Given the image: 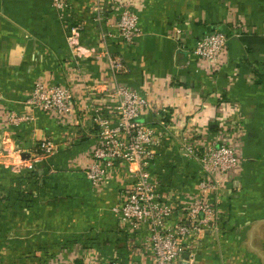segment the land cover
Wrapping results in <instances>:
<instances>
[{"label":"crops","instance_id":"0c3cea01","mask_svg":"<svg viewBox=\"0 0 264 264\" xmlns=\"http://www.w3.org/2000/svg\"><path fill=\"white\" fill-rule=\"evenodd\" d=\"M68 1L59 13L52 0H0V264H45L63 246H81L101 264L141 261L127 250L113 212L127 166L102 191L85 178L86 154L97 137L89 117L72 128L73 145L39 110L34 122L10 127L15 137L2 143L3 122L10 113H25L38 80L72 86L78 104L86 103L88 90L95 96L106 89L112 74L99 54L104 48L128 67L120 84L154 104L143 120L163 133L154 168L172 201L197 194L199 165L182 149L188 130L210 138L219 118L241 119L243 162L222 196L226 221L202 234L193 264H264V0H122L140 17L142 35L131 45L115 27V12L95 20L96 4L111 8L112 0ZM233 24L243 33L230 39L226 66L213 74L199 69L196 41ZM76 25L83 28L79 51L68 43ZM47 138L57 153L26 171L13 151L26 153ZM146 235L143 230L136 237ZM181 264L192 263L186 258Z\"/></svg>","mask_w":264,"mask_h":264},{"label":"built area","instance_id":"2783aa9c","mask_svg":"<svg viewBox=\"0 0 264 264\" xmlns=\"http://www.w3.org/2000/svg\"><path fill=\"white\" fill-rule=\"evenodd\" d=\"M110 3L111 8L99 2L96 4L95 20L103 21L108 11L115 12V27L122 41L134 44L142 35L139 13L128 2L112 0ZM52 5L62 13L70 2L52 0ZM82 30L80 25L72 26L68 37L70 47L77 51L80 50ZM242 33L241 25L233 24L227 31L215 30L201 36L193 47L198 68L209 74L222 70L227 64L230 39ZM99 54L107 59L112 74L101 95L94 96L91 94L93 91L88 90V96L84 91L88 97L84 98L86 103L78 104V96L72 86L38 80L25 102V113H10L3 122L2 143L8 144L15 137L9 131L10 127L34 122V113L39 110L62 127L69 144L73 145V138H70L72 128L78 125L79 118L89 117L97 137L86 154L83 171L91 187L102 191L123 166H127L119 184L118 206L113 208V212L118 231L128 238L127 250L139 255L141 261L126 264H181L186 258L193 264L204 241L202 234L220 230L226 221L227 214L221 208L222 196L227 184L234 179L233 172L238 171L243 162L241 119L232 115L229 119L219 118L216 132L210 138L200 137L193 129L188 130L182 149L185 157L199 165L197 194L185 201L174 202L162 194L163 181L154 168L158 156L156 150L161 146L163 133L143 120L153 110V102L140 92L120 84L118 78L128 73L122 57L110 54L105 48ZM105 95L107 102L102 97ZM162 111L166 112L164 108ZM57 151L54 141L47 138L36 142L26 153L18 148L13 154L25 170L32 173L38 163L54 156ZM174 218L176 221L172 222ZM143 230L147 235L139 241L136 234ZM82 252L81 246H63L60 253L50 255L45 264H76L78 259H84L85 264H101L100 256L92 258ZM80 255L84 257L80 258ZM105 264L123 263L112 259Z\"/></svg>","mask_w":264,"mask_h":264},{"label":"trees","instance_id":"16d2710c","mask_svg":"<svg viewBox=\"0 0 264 264\" xmlns=\"http://www.w3.org/2000/svg\"><path fill=\"white\" fill-rule=\"evenodd\" d=\"M213 130H215V131H216V128L214 127V128H213Z\"/></svg>","mask_w":264,"mask_h":264}]
</instances>
